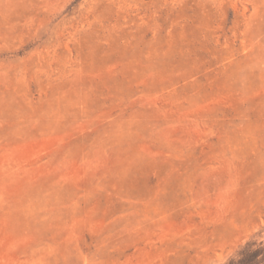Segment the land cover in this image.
Returning <instances> with one entry per match:
<instances>
[{
  "label": "rangeland",
  "instance_id": "obj_1",
  "mask_svg": "<svg viewBox=\"0 0 264 264\" xmlns=\"http://www.w3.org/2000/svg\"><path fill=\"white\" fill-rule=\"evenodd\" d=\"M264 264V0H0V264Z\"/></svg>",
  "mask_w": 264,
  "mask_h": 264
},
{
  "label": "trees",
  "instance_id": "obj_2",
  "mask_svg": "<svg viewBox=\"0 0 264 264\" xmlns=\"http://www.w3.org/2000/svg\"><path fill=\"white\" fill-rule=\"evenodd\" d=\"M244 262H245V261L243 260V261H242V262H240V263H243V264H244ZM230 264H232V263H230Z\"/></svg>",
  "mask_w": 264,
  "mask_h": 264
}]
</instances>
